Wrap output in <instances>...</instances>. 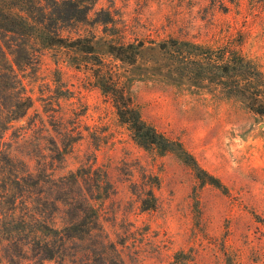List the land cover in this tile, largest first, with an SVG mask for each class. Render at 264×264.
Segmentation results:
<instances>
[{"label": "rangeland", "instance_id": "1", "mask_svg": "<svg viewBox=\"0 0 264 264\" xmlns=\"http://www.w3.org/2000/svg\"><path fill=\"white\" fill-rule=\"evenodd\" d=\"M98 11L112 22L74 23L64 34L94 35L108 63H119L102 43L114 33L147 46L168 37L211 45L235 37L264 71V0H95L89 19ZM68 54L41 48L34 65L17 70L32 105L6 137L31 171L53 160L55 174L88 167L107 174L112 190L94 203L113 247L89 252L98 238H85L77 253L70 247L62 261L43 264H264V117L219 90L132 80L142 118L182 141L227 192L200 186L174 154L138 146L86 66L70 64ZM50 137L66 146L61 163L48 150ZM149 189L156 206L143 210Z\"/></svg>", "mask_w": 264, "mask_h": 264}, {"label": "trees", "instance_id": "2", "mask_svg": "<svg viewBox=\"0 0 264 264\" xmlns=\"http://www.w3.org/2000/svg\"><path fill=\"white\" fill-rule=\"evenodd\" d=\"M94 2L0 0V264L62 261L68 256V248L77 253V242L90 237L98 241L89 252L113 247L107 243L94 203L112 190L107 174L92 167L55 174L53 160L50 167L44 164L31 171L12 153V142L6 137L11 123L22 118L32 105L17 70L34 65L41 48H60L69 53L70 64L85 65L134 142L160 156L174 154L190 168L200 186L209 184L227 192L225 184L203 168L182 141L142 118L131 96L132 80L158 78L194 89L219 90L264 117V71L243 53L240 39L233 37L211 45L168 37L150 41L147 46L143 40L126 41L114 33L102 43L104 53L119 63H108L99 53L94 35L64 34L74 23L112 22L107 11H98L89 19ZM48 143L52 145L48 150L56 152L55 160L61 163L66 146L52 137ZM146 194L140 200L141 208H155L153 191L149 189Z\"/></svg>", "mask_w": 264, "mask_h": 264}]
</instances>
